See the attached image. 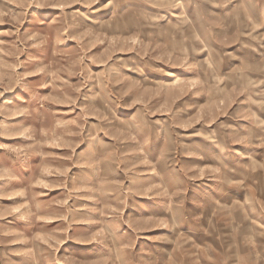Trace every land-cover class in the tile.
Segmentation results:
<instances>
[{"label": "rangeland", "instance_id": "1", "mask_svg": "<svg viewBox=\"0 0 264 264\" xmlns=\"http://www.w3.org/2000/svg\"><path fill=\"white\" fill-rule=\"evenodd\" d=\"M0 264H264V0H0Z\"/></svg>", "mask_w": 264, "mask_h": 264}, {"label": "crops", "instance_id": "2", "mask_svg": "<svg viewBox=\"0 0 264 264\" xmlns=\"http://www.w3.org/2000/svg\"><path fill=\"white\" fill-rule=\"evenodd\" d=\"M253 10H255V9H253Z\"/></svg>", "mask_w": 264, "mask_h": 264}]
</instances>
